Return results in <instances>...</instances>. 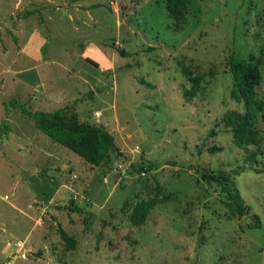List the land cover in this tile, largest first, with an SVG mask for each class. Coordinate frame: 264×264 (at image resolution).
<instances>
[{
    "label": "rangeland",
    "instance_id": "1",
    "mask_svg": "<svg viewBox=\"0 0 264 264\" xmlns=\"http://www.w3.org/2000/svg\"><path fill=\"white\" fill-rule=\"evenodd\" d=\"M167 1L83 0L103 4L94 14L105 22L95 31L61 12L47 18L52 7L44 1L0 0V264H45L18 254L19 241L38 233L32 200H40L42 186L48 194L62 191L47 205L50 224L59 215L67 227L74 216L81 229L70 234L87 230L77 251L55 241L66 264H264V112L258 148L237 146L222 123L227 111L243 110L232 96V55L261 62L257 93L264 100V0H186L182 22L169 16ZM46 18L40 39L30 42L35 23ZM101 41L105 59L121 68L115 79L63 105L52 101L50 90L74 92L78 70L98 72L79 61L84 44ZM78 101L87 102L81 121L115 138L100 167L41 137L47 135L19 108L76 112ZM40 149L51 157L38 156ZM218 171L230 175L244 216L222 186L204 179ZM153 199L147 222L135 226L134 208ZM55 228L54 235L61 231ZM86 251L93 256L80 258Z\"/></svg>",
    "mask_w": 264,
    "mask_h": 264
},
{
    "label": "trees",
    "instance_id": "2",
    "mask_svg": "<svg viewBox=\"0 0 264 264\" xmlns=\"http://www.w3.org/2000/svg\"><path fill=\"white\" fill-rule=\"evenodd\" d=\"M187 7L186 0L167 1L169 16L177 22L185 20ZM228 65L235 84L232 96L239 98L243 110L227 111L222 118V123L231 132L237 146L258 148L261 144V132L257 127V121L264 112V100L257 93V88L263 81L261 62L253 55L249 59L232 55ZM182 72L193 83V86L199 85L187 68H182ZM194 94V92L191 93L192 96ZM19 108L25 116L34 121L39 131L47 135L54 143L77 154L91 167H100L108 159L110 153L116 149V141L110 131L101 126L81 121L80 116L68 108H61L54 112H34L25 106ZM215 150L216 148H213L210 151L213 153ZM255 154H251L250 157L254 158ZM239 174L240 172L237 171L236 175ZM204 179H210L222 186L223 191H226L233 201L236 211L240 216H244L242 198L233 189L234 184L230 175L218 171L205 174ZM156 205L157 200L155 199L143 200L138 203L131 215V222L135 226L145 225L151 210ZM60 234L68 248H74L75 244L72 238L63 230L60 231Z\"/></svg>",
    "mask_w": 264,
    "mask_h": 264
},
{
    "label": "crops",
    "instance_id": "3",
    "mask_svg": "<svg viewBox=\"0 0 264 264\" xmlns=\"http://www.w3.org/2000/svg\"><path fill=\"white\" fill-rule=\"evenodd\" d=\"M34 1L35 2L44 1L46 3V5L52 7L50 10H47L45 13L47 18L53 17L56 12H61L63 14H67L70 17L69 20L74 25L82 24L83 26H85L87 28L93 27V28H95V31L100 30L103 23L105 22V18H103V20H101V19H99V17L97 15L95 16V14H94L97 10H99L98 8H101V5H103V4L94 3V4H91L90 6H85V5H83V0H79L77 2H72L73 0L72 1L71 0H34ZM67 3H68V5H67ZM111 4H113V3L111 2L109 5L111 6ZM47 18L45 19V23L43 25H39V24L35 23L36 28H34V29H35V32H37V35H36V37H32L33 34L30 33L29 34L30 35L29 36L30 42L33 41L34 39H40L38 36V33H39L38 28H42V26L48 25ZM22 21H20V23ZM98 25H99V27H98ZM20 29H21L20 25H18V31L17 32L20 35V39H21L20 44L22 45L24 38L22 39V37H21ZM31 32H33V31L31 30ZM59 40H60V42H64V39L63 40L59 39ZM84 45L85 46L83 47V49L85 51L82 54L83 55L82 57L84 58V60H80L79 63H82L83 65H87L86 63H88L89 65L96 67V70L98 72L93 73V72H90L89 70L86 71L84 69H81L75 73L76 69H73L72 72L75 73V75H76L75 78H77V80H78V81H74L75 84L73 85V87H74L73 93H68V94L62 95V94H57V93L55 94V92H53L54 89L50 90L48 92L45 91L46 93H48V95H51L50 99L52 101H55L56 103H59L60 105L67 103V101H69V98L74 96V95H77L78 97L80 95H83V92H81L82 89L86 90L90 86L96 85V88L92 87V89L95 90V89H97V85H101V83H102L101 81H103V80L108 81V78H110V77H113L115 79L118 70L121 69L120 67L115 65L114 60L109 61V60L105 59L104 54L100 50V49H105L103 42H102V44L100 43L99 46L95 42H92L89 44H84ZM88 59H90L92 61H89ZM104 77H105V79H104ZM113 83L115 85V81ZM105 84H106V82H105ZM89 89H91V88H89ZM42 90H43V87H42ZM74 99L77 100V98H74ZM57 101H60V102H57ZM83 105H87V102L86 101H83V102L78 101L77 102L75 109H76V113L78 115H80V112H81ZM38 112H40V111H38ZM41 112H45V111H41ZM39 135H41V137H43L44 139L51 141V143L53 142L48 136H47L48 137L47 138L40 133H39ZM55 145H58V144L55 143ZM59 147H60V145H59ZM51 155H52V152L50 150H47V149H40V151L38 152V156L44 157V158H49V157H51ZM88 186L91 188V191H93L90 181H88ZM43 188L44 187L42 186V188H40V190L38 191L40 200L39 201L36 199L32 200L33 209H34L35 215H36L34 217V219L36 221L34 228H39L38 233L35 235L33 234V236H31L32 233H35L33 231L32 233L27 235V237L25 238V240L23 242L19 241L20 248L18 250V254L21 255L22 259H24V260L31 259L30 261L34 262V263L62 264L64 262L63 261L64 255H62V252L57 250V248L54 246L57 244L59 245L58 242H57V244H55V241H60L62 244L64 243L67 251H69V252L77 251V250H79V247L81 246L83 241L86 240V238H87V237H85V235H87V230L85 232H83L81 235L76 234V233L73 235L70 234V232L68 231L69 229H70V231L74 230L75 232H77L78 230L81 229L79 226H77V227L75 226L76 223H75V217L74 216L68 217V221H66L67 227H65L64 224L60 222L59 215L57 216V218L52 220V223L50 224L49 223V217L46 215L47 214L46 210L48 209L47 205L48 204L50 205L51 204L50 202L55 201L57 198H60L62 191H61V189L60 190L57 189V191H55L51 194H48V193H46V190H44ZM57 225H59L61 227V230H63L70 238H72V240L74 241V244H75L74 248H72V249L68 248L67 244L62 240L60 233H57L56 235L52 234L53 229L57 230V228H55ZM1 226H3L4 229H1L0 232L4 233L5 232V226L4 225H1ZM51 228H53V229H51ZM8 244L9 243L7 242V245ZM22 251H24V253ZM8 252H9V250L7 248L5 250V254ZM82 256H89L90 257L93 255L89 251L88 252L86 251V252L82 253L79 257L81 258ZM9 257H12V253H10Z\"/></svg>",
    "mask_w": 264,
    "mask_h": 264
},
{
    "label": "built area",
    "instance_id": "4",
    "mask_svg": "<svg viewBox=\"0 0 264 264\" xmlns=\"http://www.w3.org/2000/svg\"><path fill=\"white\" fill-rule=\"evenodd\" d=\"M122 166H120V168H121ZM76 177V176H75ZM77 198V197H76Z\"/></svg>",
    "mask_w": 264,
    "mask_h": 264
}]
</instances>
